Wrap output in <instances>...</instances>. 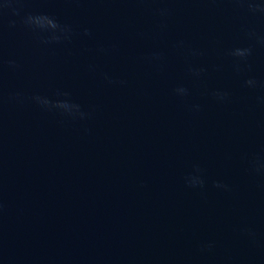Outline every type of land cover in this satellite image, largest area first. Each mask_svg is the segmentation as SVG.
<instances>
[{"label": "water", "instance_id": "1", "mask_svg": "<svg viewBox=\"0 0 264 264\" xmlns=\"http://www.w3.org/2000/svg\"><path fill=\"white\" fill-rule=\"evenodd\" d=\"M0 264H264V0H0Z\"/></svg>", "mask_w": 264, "mask_h": 264}, {"label": "clouds", "instance_id": "2", "mask_svg": "<svg viewBox=\"0 0 264 264\" xmlns=\"http://www.w3.org/2000/svg\"><path fill=\"white\" fill-rule=\"evenodd\" d=\"M49 24L52 26V27H56V25L54 23H52L51 21H49ZM242 54V53H241ZM249 83H251V81H249ZM58 106L60 107H67V105L65 104H59Z\"/></svg>", "mask_w": 264, "mask_h": 264}]
</instances>
